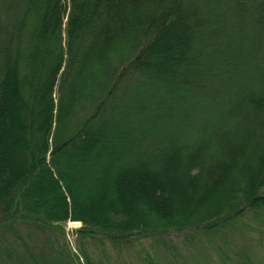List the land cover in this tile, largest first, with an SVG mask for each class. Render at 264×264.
Instances as JSON below:
<instances>
[{
  "label": "trees",
  "instance_id": "obj_1",
  "mask_svg": "<svg viewBox=\"0 0 264 264\" xmlns=\"http://www.w3.org/2000/svg\"><path fill=\"white\" fill-rule=\"evenodd\" d=\"M261 209L264 0H0V264ZM67 220L77 253L28 247Z\"/></svg>",
  "mask_w": 264,
  "mask_h": 264
},
{
  "label": "rangeland",
  "instance_id": "obj_2",
  "mask_svg": "<svg viewBox=\"0 0 264 264\" xmlns=\"http://www.w3.org/2000/svg\"><path fill=\"white\" fill-rule=\"evenodd\" d=\"M79 223L69 220L62 223L63 234L47 226L35 234L34 244L28 241L33 237H29L26 243L29 248L35 245V251H38L47 248L48 240L59 246L66 241L70 250L77 253ZM25 231H28L26 227H20L24 238ZM81 241L91 258L104 262L107 259L108 264H245V258L253 264H264V209L247 211L232 225L209 233L168 231L160 236L132 239L118 248H112L100 235L93 239L85 237Z\"/></svg>",
  "mask_w": 264,
  "mask_h": 264
},
{
  "label": "bare ground",
  "instance_id": "obj_3",
  "mask_svg": "<svg viewBox=\"0 0 264 264\" xmlns=\"http://www.w3.org/2000/svg\"><path fill=\"white\" fill-rule=\"evenodd\" d=\"M73 224V225H77L78 223H70V225ZM80 224V223H79Z\"/></svg>",
  "mask_w": 264,
  "mask_h": 264
}]
</instances>
